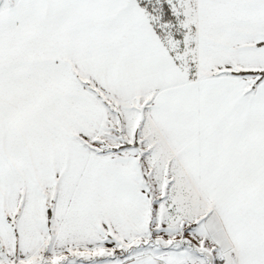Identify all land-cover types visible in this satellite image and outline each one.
Segmentation results:
<instances>
[{"label": "snow or ice", "instance_id": "snow-or-ice-1", "mask_svg": "<svg viewBox=\"0 0 264 264\" xmlns=\"http://www.w3.org/2000/svg\"><path fill=\"white\" fill-rule=\"evenodd\" d=\"M0 264H264V0H0Z\"/></svg>", "mask_w": 264, "mask_h": 264}]
</instances>
